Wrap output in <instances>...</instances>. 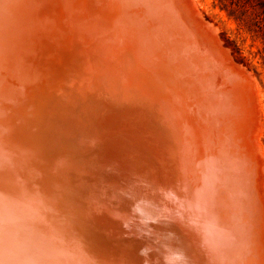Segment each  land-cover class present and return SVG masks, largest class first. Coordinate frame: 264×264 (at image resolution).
I'll list each match as a JSON object with an SVG mask.
<instances>
[{"label":"bare ground","instance_id":"obj_1","mask_svg":"<svg viewBox=\"0 0 264 264\" xmlns=\"http://www.w3.org/2000/svg\"><path fill=\"white\" fill-rule=\"evenodd\" d=\"M195 5L0 0V264L86 258L65 207L93 146L164 177L171 264H264L258 84Z\"/></svg>","mask_w":264,"mask_h":264},{"label":"water","instance_id":"obj_2","mask_svg":"<svg viewBox=\"0 0 264 264\" xmlns=\"http://www.w3.org/2000/svg\"><path fill=\"white\" fill-rule=\"evenodd\" d=\"M100 147L89 149L90 159L96 154L91 161L70 162L77 189L70 194L74 206L65 208L86 255L79 264H171L168 251L178 240L177 225L155 201L161 193L152 186L164 177L129 156L101 154Z\"/></svg>","mask_w":264,"mask_h":264},{"label":"rangeland","instance_id":"obj_3","mask_svg":"<svg viewBox=\"0 0 264 264\" xmlns=\"http://www.w3.org/2000/svg\"><path fill=\"white\" fill-rule=\"evenodd\" d=\"M192 1L205 21L215 25V29L219 28L222 40L218 34L219 39L227 50H231L232 59L245 69L247 67L246 71H250L251 78L258 84L264 148V0Z\"/></svg>","mask_w":264,"mask_h":264}]
</instances>
